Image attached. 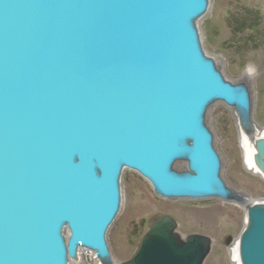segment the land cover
I'll use <instances>...</instances> for the list:
<instances>
[{"label":"water","instance_id":"95a60500","mask_svg":"<svg viewBox=\"0 0 264 264\" xmlns=\"http://www.w3.org/2000/svg\"><path fill=\"white\" fill-rule=\"evenodd\" d=\"M210 0H0V264H116L107 232L121 176L164 199L244 210L235 264H264V198L227 184L208 122L235 119L243 163L264 180V127L245 78L204 48ZM249 73V71H247ZM247 74V73H246ZM246 76V75H245ZM182 163V166H179ZM156 216L120 264H202L212 238Z\"/></svg>","mask_w":264,"mask_h":264},{"label":"rangeland","instance_id":"374dc122","mask_svg":"<svg viewBox=\"0 0 264 264\" xmlns=\"http://www.w3.org/2000/svg\"><path fill=\"white\" fill-rule=\"evenodd\" d=\"M244 16L257 19L256 25L241 30ZM199 28L204 48L215 56L225 75L231 80L248 81L253 119L264 127V0H210L209 11L200 20ZM249 68L253 71L248 73ZM208 122L222 157L224 180L251 200L264 198V180L244 166L231 109L216 103L209 109ZM121 188V210L107 232L116 264L132 256L152 219L161 214L176 220V231L183 238L190 233L212 238L210 252L202 264H235L225 239L239 235L244 225L242 207L218 198H161L147 180L130 169L122 173ZM81 257L74 264H97L93 252L82 250Z\"/></svg>","mask_w":264,"mask_h":264},{"label":"trees","instance_id":"16d2710c","mask_svg":"<svg viewBox=\"0 0 264 264\" xmlns=\"http://www.w3.org/2000/svg\"><path fill=\"white\" fill-rule=\"evenodd\" d=\"M242 22L240 23V28L245 29V28H251L253 26H255V22H257V19L251 18L249 16H244L242 19ZM255 20V21H254Z\"/></svg>","mask_w":264,"mask_h":264},{"label":"clouds","instance_id":"9594fccd","mask_svg":"<svg viewBox=\"0 0 264 264\" xmlns=\"http://www.w3.org/2000/svg\"><path fill=\"white\" fill-rule=\"evenodd\" d=\"M248 71H249V72H252V71H253V69L249 68V69H248Z\"/></svg>","mask_w":264,"mask_h":264}]
</instances>
